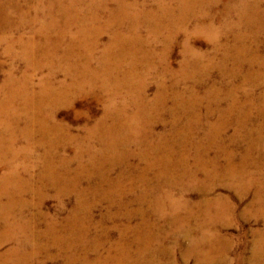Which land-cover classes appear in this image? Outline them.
<instances>
[{
    "label": "bare ground",
    "instance_id": "bare-ground-1",
    "mask_svg": "<svg viewBox=\"0 0 264 264\" xmlns=\"http://www.w3.org/2000/svg\"><path fill=\"white\" fill-rule=\"evenodd\" d=\"M218 1L152 0L155 5L150 10L137 0H0L1 54L25 63L18 78L8 74L2 84L3 93L9 96L7 108L11 100L20 99L25 111L0 121V127L17 130L31 152L35 145L42 148L36 161H30L31 153L22 149L28 162L14 163L19 154L14 149L15 135L0 132V161L4 160L6 167L0 174V249L12 245L0 252V264H32L40 254L45 261L51 260L49 248L58 242L71 250L68 236L77 240V235L66 228L70 221L86 224L80 240L90 244L86 250L97 253L96 257L77 260V264H110L114 259L115 264H143L146 249L138 242L162 236L158 222L165 216L166 235L191 239L189 221L196 213L185 210L187 215L181 217L177 214L180 209H199L196 211L205 215L206 223H221L231 215L228 196L214 194L220 182L239 199L252 191L244 216L258 215L264 222V183L246 172L252 167L253 152L264 147V64L254 56L264 33V12L257 10L256 0H238L240 5L227 0L216 9ZM142 25L147 29L145 38L139 34ZM104 35L107 39L103 42ZM195 36L206 38L208 51L194 48L191 39ZM177 43L182 59L173 69L169 58ZM78 61L83 62L81 67ZM154 68L162 70L150 98L147 79ZM42 71L46 73L35 90L33 73ZM214 73L216 82L204 89L203 81ZM179 81L188 85L179 86ZM52 82L58 84L51 86ZM201 86L207 103L196 100L193 108L188 102ZM70 93L83 94L103 106L98 121L82 138L64 132L52 112L36 108L31 115L27 111L28 106L38 104L39 97L66 102ZM163 115L169 118L161 121ZM211 115H215L214 121L209 120ZM230 118L236 125L234 133L246 132L247 146L241 155L227 152L222 144L225 139L219 138ZM253 118L259 122L251 130L247 125ZM17 123L24 126L19 130ZM158 123L167 129L156 132ZM202 125L204 143L196 140ZM87 139L98 141L102 148L91 156L90 166L85 168L78 162L72 168L73 160L91 152L82 153L73 143L82 146ZM67 144L74 148L72 156L67 154L73 150ZM210 144L217 147L215 154L209 151ZM177 187L181 194L174 198L172 191ZM49 190L59 202L58 212L67 204L66 199L70 200L71 210L63 221L50 219L42 210ZM190 190L200 196L198 201L184 198ZM26 193L35 201L32 205L22 199ZM101 204H106L107 210L93 221L94 209ZM18 206H31L35 212L30 218L21 209L12 215ZM119 220L122 225L117 227ZM107 222L117 231V240L101 254L99 250L111 233L110 227L101 230ZM206 226L203 222L198 225V235L184 253L207 256L201 245L210 240L212 232ZM91 227L98 228L94 237L87 235ZM143 227L146 233L139 232ZM131 234L137 240L130 242L127 238ZM254 237L250 264H264L260 258L264 254V228ZM116 254L124 255L116 258Z\"/></svg>",
    "mask_w": 264,
    "mask_h": 264
},
{
    "label": "rangeland",
    "instance_id": "rangeland-1",
    "mask_svg": "<svg viewBox=\"0 0 264 264\" xmlns=\"http://www.w3.org/2000/svg\"><path fill=\"white\" fill-rule=\"evenodd\" d=\"M137 1L140 3V6L144 5L145 9L151 10V8H153L155 5V2H152V0L151 1L150 0H144V1L143 0H137ZM226 1L227 0H219L218 1L219 5L217 6L216 9H219V6ZM229 1L233 4H239L238 0H229ZM256 1L258 2L257 10L259 12H264V0H256ZM216 9H214V10H216ZM229 19L232 21L236 20V18H234V16L233 17L230 16ZM143 26L144 25L140 26V28L141 27L142 28L141 29L139 28V34L141 33L140 35L143 38H145L146 37L145 35H147L146 34L147 29L143 28ZM145 29H146V31H145ZM256 29H257V27H256ZM106 39H107V36L104 35L102 41L104 42V41H106ZM260 41H261L260 45H259L260 50L258 52H256L255 55L252 53V56L257 55L256 56L258 58L257 62L264 64L263 63L264 62V33L261 34ZM191 43L195 49H198V51H205V50L210 48V47H208L209 44H208L206 38L203 36L193 37L191 39ZM157 48H159V47H157ZM1 51L2 50H0V119H1L0 121L4 122V121H7L8 119H10L11 115H17V113L19 115H22L23 112L25 111V108L20 106V99L11 100V102L9 103L8 108H7V102H9V100H8L9 96H8L7 92L5 93V91H4V93H3V91H2L3 90L2 84L4 83L5 80L8 79L7 75L13 74L16 78H18L22 74V72L24 71L25 63L23 60L16 59L15 57L12 58L10 56L2 55ZM79 53H81V51H79ZM96 54H97V51H96ZM79 55H81V54H79ZM260 55H261V57H259ZM11 59H12V61H11ZM181 59H182V57L180 55V43H177L176 45H174L172 47V52H171L170 58H169L170 64L172 65L173 69H176L178 67V64L181 61ZM81 60L82 59H80V61ZM80 61H78L79 67H81L83 64V62H80ZM92 66H93V68H95L96 63L93 62ZM257 69L258 68H256L255 71H257ZM260 69H262V68H260ZM139 70L141 71L143 69H139ZM160 70H162V69L154 68V69L150 70V71H152V73H150V77L147 79L148 84H149L147 94L150 98L153 97V94L155 93L156 85L158 83V74H159ZM11 72H14V73H11ZM45 73H46V71L33 73L34 77H33L32 81H33V85H34L35 90H39L38 84L40 82V79L42 78L41 76L45 75ZM216 75L217 74L214 73L213 77L203 81V84L206 86L204 89L209 87V85L211 86V84H213V81L216 82V80H217ZM164 78H162V79H164ZM55 80H56V78H55ZM171 80H172V82H174L173 77ZM164 81H165V83L170 82V80H164ZM189 82H191V81H187V83H189ZM181 83H184V87H186L188 85V84H186V82H180L178 85L180 86ZM57 84H58L57 82H52L51 86L52 85L56 86ZM202 88H203V86H201V88H198V89L196 88V91L194 92L195 96H192V101L189 100L188 105L191 104V107L194 108V105L196 104V100L197 101L200 100L201 104H204V102L207 103L204 100L205 97H203L204 93L202 92ZM180 90H182V89L180 88ZM49 97L50 96L44 97V99H43L44 101L40 97L37 98L36 103H38V104L35 103L36 105H35V107L33 106L34 108H32L31 106L30 107L28 106L27 108H29V109H27V111L30 114L31 113L33 114V112L36 111V108H39L46 113L52 112L55 116V120L57 121L59 127L64 132L67 131V132L71 133L72 135H80V137L82 138L84 133L87 131V129L90 128L93 124H95L98 121L99 117L101 116L102 109H103L102 104L100 102L94 100V99H90V97L83 96V94L75 96L73 93H70V94H68L69 99H66V102H58L59 100L56 101L55 98L50 99ZM184 98L186 99V97H184ZM52 103H53V105H52ZM169 105H170V102L167 101L166 106H169ZM5 107L7 109H5ZM199 107L201 110L202 107L201 106H199ZM13 109H17V110L12 111ZM32 109H34V110L31 112ZM37 111H39V110H37ZM77 114L78 115L80 114V115L78 116ZM23 117H25V116H23ZM164 118H169V117L166 115H163L160 117L161 121H163ZM215 119H216L215 115H211V118L209 120L214 121ZM229 120L230 121H229L227 128L224 129V131L221 133V137H219V138L222 139V141H223V139H225V141H223L222 144H223V146L227 152H232L234 154L241 155L244 153L246 146H247L246 132L240 131L239 136H238L236 133H234V128L236 127L234 121H232L231 118ZM258 122H259V120L253 118L252 121L247 126H250L251 130H254L255 128H257ZM16 126L20 130V128H22L24 126V124L23 123H17ZM167 127L168 126H165V125L158 123L156 125V132H162L165 129H167ZM199 131L200 132L197 133V135H196V140L200 139V141L204 143L206 141L204 139V132H205L204 125H202L199 128ZM0 132L4 135H6L8 133L7 136H9V137H12L10 135L11 132L13 133V136L15 135L14 138H15L16 142L14 145V149L19 154H18L17 160L14 163L22 164V165H24V163H26L27 159L25 158V154H24L25 153L24 151H26V150H27V152L29 151L31 153V156L29 158L30 161H36L38 159V155H40L42 153V148L37 146V145H35L36 148L35 147L32 148V152H31V149L28 146H26L24 141L21 140V136H20V134L17 133L18 132L17 130H15V129L10 130L8 128H5L4 126H1ZM34 140H36V139H34ZM73 144L75 145V147L77 145V148H79V150L82 153L84 150H86L85 154L88 151H91V152L89 153L90 154L89 156L80 155L77 157V159H75V161L73 160V162L71 163L72 168H75L78 165V162H81L82 166L87 168L88 166H90L89 159H91V156L95 152L98 151V148L99 149L102 148L100 143L98 141H95L94 139H92L91 142H88V139L85 140L84 142H81L82 146H79L76 143H73ZM87 145H88V147H90L92 149H88ZM68 146L72 148L71 144ZM72 149L73 150H70L71 152L69 151L67 153L70 156H72L73 151H74V148H72ZM164 151H166V148H164ZM209 151H211L213 154H215L217 152V147H215L214 144H210ZM82 153H80V154H82ZM20 156L21 157L23 156L22 159L20 158ZM210 156H213V155H210ZM4 157H5V159H10L7 155H5ZM163 157L165 158V156H163ZM98 158H97V160L100 159V158L99 159ZM252 158H253L252 163H249L252 167H248L246 172L252 178H254V177L257 179L261 178L262 182L264 183V147L262 146L261 149L254 151L252 154ZM191 161L192 160H190V162ZM221 162L223 163V158H221ZM0 163H1L0 164V174H1L6 167L3 166V165H5V164H3L4 160L0 161ZM30 163H33V162H30ZM84 174H86V172ZM22 176L24 178L28 177V175L27 176L22 175ZM199 178L202 179V176H199ZM178 188H180V187H177V188L173 189V191H172L174 198L179 197L181 194L180 190ZM49 191H50V193L48 194L49 196L47 195L46 196L47 198L45 199V201H43L44 206L42 207V210L44 212L46 211L47 215L51 217L50 219L57 218L59 221H63L71 210V204L69 202L70 200L67 198L66 199L67 204H65L64 207H62V209L60 210V212H58V210L60 209L57 206L59 204V202L54 197V195L52 194V191L51 190H49ZM215 193L220 194V195H225V196L227 195L228 199L230 201V204L233 207L232 208L233 211L231 212V215L229 214V216L226 217L224 222L214 223L213 221H211L209 223H206L205 215H202L201 212L196 211L199 209H197V208H195L196 210L180 209L179 211H177V214L181 217H184L187 215L185 213L186 212L185 210L194 211L196 213V218L191 219L189 221L190 227L192 229H191V233H190V237H189L191 239H188V238H185L182 236L178 237V236L172 235V234L166 235L169 228L166 226V223H168L167 222L168 217L165 216L164 218H162L158 222L159 225L161 226L160 228L163 230L162 236H160L156 240L154 238L153 240H150V241H143L144 243L142 241L140 243L138 242V244L140 245L141 248L143 247L146 249L145 253L143 255V258L141 260V261H143V264H145V262L147 264L148 260H150L148 262V264H250L252 252H253V245H254V241H255V237H254L255 232L262 230L264 228V222H263V219L261 216L254 215L257 218H254L252 216H249V217L244 216L245 208L250 204L251 199H252V195H251L252 191H249V193L245 194L242 198H240L241 199L240 200L239 197L237 196V193L234 190H230L229 188H226L225 184L220 182V183L216 184L214 194ZM22 196H23L22 199L25 198L28 201L30 200L31 205L33 204V202H35L33 200V198L31 196H29V194H27V193L22 195ZM198 196L199 195H197V193L194 190H190L184 196V198L186 197V198L191 199L192 201H196L197 199L198 200L200 199L199 198L200 196L199 197ZM263 199H264V197H263ZM3 201H6V199L3 198ZM19 209L22 210V213H24L26 218H30L29 215L31 213L35 212V210L31 209V206L30 207L27 206L26 208L18 206V209H17V207L14 208V210H13L14 213H12V215L16 214ZM106 210H107L106 204H101V206L95 208L94 213H93V221L98 220L100 214L104 213ZM212 212L213 211H210V213H212ZM164 215H167V213H165ZM219 221H223V218ZM136 222H137V220L133 221L132 225H134ZM199 222L200 223L203 222V225H204V223L207 224L208 226H206L205 229L210 233L212 232L210 240L201 245V249H203L204 252H207V256L206 257L200 256L201 258L197 257L198 255L194 252L190 253V254L184 253L185 252L184 249H186V247L189 245V243L194 240V236L198 235V225L200 224ZM120 223H121V220L118 221L117 227L122 225ZM68 224L69 225H67L66 228L68 230H70V232H71V230L74 232L76 231L75 234L77 235V240L71 239V236H68L70 238V240H72L73 248L71 250H69L65 247V245H62V243L58 242L57 246L55 244V245H51V247L49 248V250L53 252V257L50 258L51 260H47L49 262L45 261L44 256H42V254H40L36 257V259L34 260V262H32V264H42L44 262H46L45 264H77L78 261H80L79 259H81V258H84V257H89V258L91 257L92 258L94 255H95V257L97 256V253L93 254L89 250H86V247L88 249L90 248V247H88V245H90V244L87 243V241L85 239L80 240V237H79L80 233H82V231H84V228H85L84 226H86V224L83 225L80 221L76 222V223H75V221H70ZM107 227H110L111 233L106 237V244H105L104 248H101L99 250V253H101V254H104V252H105L104 250L107 248V246H109V247L112 246L117 240V231L115 229H113L111 222H107L106 224H104L102 226L101 230H103ZM139 232L140 233H146V231H144V227L140 228ZM97 233H98V228H92L91 227L90 230L88 231L87 235H88V237H92V236L94 237ZM127 239L130 240V242H132V239L137 240V237L134 234H131V236H129ZM155 242H156V244H155ZM138 244L136 242H134V245H138ZM10 247H12V245L5 244L0 249V252H4L5 250H8V249H10ZM159 250L161 252H159ZM165 250H167V251H165ZM154 253H156V254L158 253L159 257L154 256L153 255ZM113 254L115 255V253H113ZM74 255H76V257L78 256L77 257L78 259L76 258V260L73 261L72 258ZM123 255L116 254L115 257L118 258V256H123ZM260 258H261V260L264 259V254L262 255V257L260 256ZM132 260L130 261V263L132 262ZM116 262H117L116 259H114V260L110 261V264H115ZM262 262H264V261L262 260Z\"/></svg>",
    "mask_w": 264,
    "mask_h": 264
}]
</instances>
